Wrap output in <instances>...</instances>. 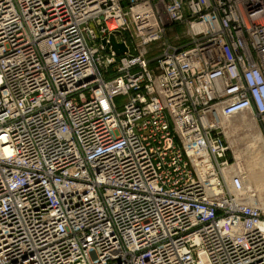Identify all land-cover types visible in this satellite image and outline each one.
<instances>
[{
    "label": "built area",
    "instance_id": "built-area-1",
    "mask_svg": "<svg viewBox=\"0 0 264 264\" xmlns=\"http://www.w3.org/2000/svg\"><path fill=\"white\" fill-rule=\"evenodd\" d=\"M249 111L264 0H0V264H264Z\"/></svg>",
    "mask_w": 264,
    "mask_h": 264
},
{
    "label": "rangeland",
    "instance_id": "rangeland-1",
    "mask_svg": "<svg viewBox=\"0 0 264 264\" xmlns=\"http://www.w3.org/2000/svg\"><path fill=\"white\" fill-rule=\"evenodd\" d=\"M187 39V31L183 26L172 25L165 33V36L162 38V40L154 45V48L160 49L161 46L168 41L180 43L181 41H186ZM244 115H247L248 117L251 116L250 122H253L251 119L253 118L256 126L251 128L245 126L243 122ZM259 133H262L264 137V119L258 117L252 111L237 115L227 122L225 139L230 147L229 157L232 158V160L236 163L237 168L242 171L245 178H248L249 169L253 164H256V162L260 163L262 160L264 161V150L256 141L257 135ZM256 171L259 172V176L261 178L258 183L255 184L254 182L253 184L252 182V186H249L248 184L245 185L251 187V189L254 191L257 197L256 205H258L264 212V207L260 204L259 200L260 198L264 203V177L262 178V174L264 176V168L262 169L261 164L257 167Z\"/></svg>",
    "mask_w": 264,
    "mask_h": 264
},
{
    "label": "bare ground",
    "instance_id": "bare-ground-1",
    "mask_svg": "<svg viewBox=\"0 0 264 264\" xmlns=\"http://www.w3.org/2000/svg\"><path fill=\"white\" fill-rule=\"evenodd\" d=\"M250 117H248L247 115H244L243 116L244 125L247 126V127H249V128H251L253 126H256V123H255V121H254L253 118H251L253 120V122H250ZM256 141H257V143H259L261 145V148L264 150V137H263V134L262 133H259L257 135ZM260 164H261V167L263 169L264 168V161L263 160L260 163L259 162H256V164H253L252 167H250V169H249V174L250 175L248 174V178L247 177L245 178V184L246 185L248 184L249 186H252V182H253V184H254V182H255V184H257L258 181L261 179L260 176H259V172L256 171L257 167L260 166ZM260 174H261V172H260ZM263 177L264 176L262 174V178ZM259 200H260V204L263 205V207H264V203L262 202V200L260 198H259Z\"/></svg>",
    "mask_w": 264,
    "mask_h": 264
},
{
    "label": "water",
    "instance_id": "water-1",
    "mask_svg": "<svg viewBox=\"0 0 264 264\" xmlns=\"http://www.w3.org/2000/svg\"><path fill=\"white\" fill-rule=\"evenodd\" d=\"M113 42H114V40H113ZM116 48H118V47H120L122 50H124L125 49V47L124 46H115Z\"/></svg>",
    "mask_w": 264,
    "mask_h": 264
}]
</instances>
